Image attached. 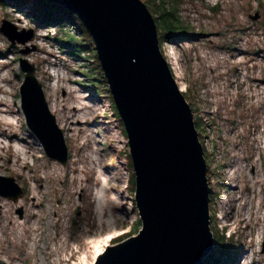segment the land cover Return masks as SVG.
Listing matches in <instances>:
<instances>
[{
  "label": "rangeland",
  "instance_id": "rangeland-1",
  "mask_svg": "<svg viewBox=\"0 0 264 264\" xmlns=\"http://www.w3.org/2000/svg\"><path fill=\"white\" fill-rule=\"evenodd\" d=\"M256 11L260 16L252 19ZM179 14L193 32L165 43L162 52L202 133L210 168V253L218 244L225 264H264V0H181ZM3 18L34 34L8 47L0 31V114L11 118L0 120V174L13 176L23 189L17 200L0 195V264H92L97 240L111 233L112 245L141 226L127 186V134L112 111L107 83L91 89L81 73L95 65L90 47L81 57L62 51L53 41L54 24L36 26L0 0V23ZM33 43L24 56L36 64L63 131L65 165L45 153L20 108L18 58ZM258 197L260 241L258 224L248 227L242 215L243 206L256 208Z\"/></svg>",
  "mask_w": 264,
  "mask_h": 264
},
{
  "label": "water",
  "instance_id": "water-1",
  "mask_svg": "<svg viewBox=\"0 0 264 264\" xmlns=\"http://www.w3.org/2000/svg\"><path fill=\"white\" fill-rule=\"evenodd\" d=\"M52 1L73 11L94 41L135 175L141 226L136 234L106 246L92 264H202L214 246L208 166L191 106L161 50L153 14L143 0ZM259 16L257 11L250 15ZM0 31L11 44L26 43L34 34L33 28L17 30L6 18ZM34 48L33 43L20 49V108L45 153L65 165L63 131L36 64L24 56ZM22 192L13 176L0 174V195L17 200ZM260 251L264 253V240Z\"/></svg>",
  "mask_w": 264,
  "mask_h": 264
},
{
  "label": "trees",
  "instance_id": "trees-1",
  "mask_svg": "<svg viewBox=\"0 0 264 264\" xmlns=\"http://www.w3.org/2000/svg\"><path fill=\"white\" fill-rule=\"evenodd\" d=\"M8 1L15 8L20 9L28 19L35 23L36 26H45L46 24H54L56 26V32L53 35V41H55L60 49L70 55L81 57V52L88 50L90 47L94 54L93 66L85 65V69H81V73L86 79L88 86L91 89H99L102 85H106L107 80L104 76V72L101 68L97 53L95 50L94 41L80 18L71 10L65 6L52 1V0H3ZM148 6L149 10L153 14L156 22L159 44L161 50L163 45L167 42H173L176 44L181 38V35L193 32V26L190 22L183 20L179 14V4L181 0H143ZM72 26H76L75 30H71ZM78 31V32H74ZM8 47H14L10 42ZM89 48V49H90ZM90 53V50L88 51ZM5 52H0L2 56ZM79 72V70H77ZM99 79V80H96ZM96 80V81H95ZM97 81H101L99 84ZM106 89H109L107 85ZM110 91V90H108ZM184 94V93H183ZM185 96V94H184ZM109 101L112 111L115 116L118 117L119 128L123 131V136H126L123 122L119 117L117 108L113 101L112 95L109 92ZM199 121L195 122V125ZM203 126V124H202ZM201 126V131H204ZM200 127V126H199ZM201 133V132H199ZM202 135V133H201ZM200 136V135H199ZM202 141V139H201ZM127 164L132 169L127 178V186H130L133 190L135 187V175L133 172L132 160L130 153H125ZM208 165V164H207ZM209 165L207 167V175L209 176ZM210 178V177H208ZM223 236V234H222ZM216 242L215 244H217ZM218 244L214 252L205 256L202 264H225L227 259H224L221 255Z\"/></svg>",
  "mask_w": 264,
  "mask_h": 264
},
{
  "label": "bare ground",
  "instance_id": "bare-ground-1",
  "mask_svg": "<svg viewBox=\"0 0 264 264\" xmlns=\"http://www.w3.org/2000/svg\"><path fill=\"white\" fill-rule=\"evenodd\" d=\"M171 67V66H170ZM171 69H172V67H171ZM172 72H173V70H172ZM173 74H174V72H173ZM78 98V97H77ZM80 98V97H79ZM78 100V99H77ZM80 100V99H79ZM78 100V101H79ZM82 103V102H81ZM52 105L53 106H55L56 105V103L55 102H53L52 103ZM76 108V107H75ZM80 108V107H79ZM6 110V109H5ZM11 118L9 117H7V116H5V115H3V114H0V120H5V121H9ZM61 128V127H60ZM262 141V140H261ZM0 145H1V142H0ZM20 150H23L22 148H20ZM259 198V197H258ZM243 203H245V200L243 201ZM261 198H259V199H257V203H256V208L255 209H253L252 207V205H251V203L249 204V205H246L245 207L243 206L242 207V215H244L245 216V219H246V221H247V223H249V225H248V227H251V223H257L258 224V226H257V228H256V240H258V241H260V239H261V235H260V232L262 231L261 229H262V227H261V222H257L258 220H260V212H259V208L261 207ZM99 209H102V206H100L99 205ZM100 211V210H99ZM255 213V214H254ZM246 214V215H245ZM254 215V217H253V215ZM12 224H18V222L17 221H12L11 222ZM110 239H111V233H107V234H105L104 236H103V238H102V240H97L95 243H94V252H95V255H94V257L95 256H97L98 254H100L102 251H103V249H104V247L105 246H107L108 245V243H109V241H110ZM209 255V254H208Z\"/></svg>",
  "mask_w": 264,
  "mask_h": 264
},
{
  "label": "built area",
  "instance_id": "built-area-1",
  "mask_svg": "<svg viewBox=\"0 0 264 264\" xmlns=\"http://www.w3.org/2000/svg\"><path fill=\"white\" fill-rule=\"evenodd\" d=\"M173 69H174V68H173ZM174 73H175V69H174ZM174 75H175V74H174ZM201 142H202V144H204V143H203V140H202Z\"/></svg>",
  "mask_w": 264,
  "mask_h": 264
}]
</instances>
